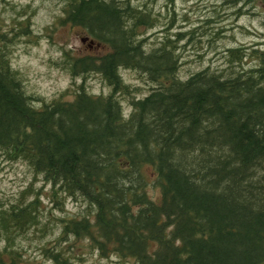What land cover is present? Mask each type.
<instances>
[{"label": "trees", "instance_id": "trees-1", "mask_svg": "<svg viewBox=\"0 0 264 264\" xmlns=\"http://www.w3.org/2000/svg\"><path fill=\"white\" fill-rule=\"evenodd\" d=\"M156 1L137 0L134 7L132 0H68L59 23L81 27L89 45L104 49L76 53L62 46L55 62L73 79L68 95L58 94L51 104L24 95V79L8 59L17 31L0 30V159L26 162L35 179L50 185L54 207L63 209L67 198L83 204L77 213L51 215L61 234L43 240L41 260L15 243V233L26 236L41 222L40 189L33 199L0 208L7 240L0 264H77L97 250L129 264L264 263V47L228 46L224 66L207 64L183 75L181 40L188 32L199 41L206 26L149 41L141 27L158 19ZM237 1L221 0L215 17L204 20L215 21L221 7ZM242 1L264 7V0ZM233 12L249 11L238 6ZM17 27L30 32L28 19ZM210 29L213 37L218 29ZM254 62L258 66L249 67ZM118 68L149 85L142 91ZM91 72L108 90L89 94ZM124 98L133 109L127 121ZM34 100L43 107H28Z\"/></svg>", "mask_w": 264, "mask_h": 264}, {"label": "rangeland", "instance_id": "rangeland-1", "mask_svg": "<svg viewBox=\"0 0 264 264\" xmlns=\"http://www.w3.org/2000/svg\"><path fill=\"white\" fill-rule=\"evenodd\" d=\"M34 2V0H33ZM242 0H238L237 3L231 6H223L218 11L220 16L215 21H206V17L214 16V7H217L220 3L216 0H181L180 5H177L176 0L171 4L165 0L163 4L159 3V0L153 3V12L158 15L155 24L152 27L144 28V34L148 36V40L157 41L156 39L161 38L164 33H173L176 30L190 31L194 26H199V31L201 34H197L200 37L199 41H193L190 39L188 32L185 35V39L182 42V60L185 62L182 64L181 74L186 75L188 71H192L201 68L207 64L211 67H222L225 64L224 51L228 46H235L238 44H251L256 43L255 46L264 47V33H260L256 28L251 25L252 19H257L264 16L263 4L256 3L254 8L251 6H243ZM60 0H40V3L36 8L33 5L27 4L24 6H18L15 3H11L10 0H0V30L11 34L13 30H16L14 37L10 41V57L17 50V45H23V54L33 58H37L40 61V65L47 69L46 73H37L46 76L48 79H52V73L55 71L59 74L67 75L71 78V73L67 72L65 69L61 68L55 61L58 59H53L56 52L61 53L62 46H69L76 53H86V52H99L104 49L103 46L93 44H88V39L82 40V37L86 35L85 31L77 26L59 23V15H56L57 9L61 11L59 5ZM238 6L242 7V10H248L249 12L241 13L240 15H235L233 12ZM259 8V11H254V9ZM215 11V12H214ZM39 13V14H38ZM8 14V20L6 21L3 17ZM242 16L248 17L247 26L245 24L238 23ZM26 19L29 20L30 32L28 34L22 33L20 28L17 27L18 20L25 22ZM51 21V23H48ZM212 23V27L208 25ZM260 26L264 27V19H260ZM203 24V25H202ZM33 26H35L36 31H33ZM219 26V28H218ZM14 28L10 31V29ZM210 28L218 31L213 34L206 33V31L211 30ZM155 29V30H153ZM46 41L47 46H43L41 41ZM185 47V48H184ZM38 49L39 51L33 54L32 49ZM41 53L44 55L42 56ZM44 56L47 59H44ZM19 59V57H16ZM248 63H251L250 61ZM123 77L135 85L148 86L146 81L139 78L133 71L129 69H122ZM19 72V71H18ZM24 82L27 77L19 72ZM57 79L59 76L56 77ZM86 84L88 89L92 92L94 90L106 91L108 90L107 85L104 84L101 77L94 72L89 73L86 78ZM142 85V91L144 89ZM139 87L137 86V90ZM70 86L63 92L59 94L68 95ZM139 94V91H135ZM122 104H128L127 98L122 99ZM145 171L150 173V167L145 166ZM0 184L5 185V190L0 191V208L7 207L10 204H16L18 199L26 201L33 196L35 197L36 189H40L39 196V210L42 211L41 222L38 223L33 231H30L26 236L21 233H15L16 240L21 244H26L28 257L30 259L36 258L41 260V256L38 253L41 245L44 243L43 240L47 239L49 236H54L55 232L59 230L58 224L54 223L52 219V214L59 213V215L74 214L82 209L83 204L75 202V200L67 198L63 209L53 206V202L49 198V184L46 183L42 185L43 181L38 176L34 178L33 171L27 165L26 162L21 160H7L0 159ZM150 175V174H149ZM31 187L30 191H25ZM149 190L153 191V188L149 186ZM33 197V198H34ZM32 198V199H33ZM43 198V199H42ZM21 201V200H20ZM46 201V202H45ZM71 203L76 211H71L67 205ZM51 211V212H48ZM2 209H0V212ZM49 219V220H47ZM44 221H48L47 225H43ZM4 229L0 225V238H4ZM24 247V246H23ZM81 244L75 249L79 251L81 249ZM111 256H97L96 252L87 253L81 261H77V264H101V261L107 260L108 264H116V262L111 261ZM31 261V260H29ZM28 262V261H27ZM22 264H28L23 261ZM118 264H129L125 260L119 258ZM264 264V263H262Z\"/></svg>", "mask_w": 264, "mask_h": 264}, {"label": "clouds", "instance_id": "clouds-1", "mask_svg": "<svg viewBox=\"0 0 264 264\" xmlns=\"http://www.w3.org/2000/svg\"><path fill=\"white\" fill-rule=\"evenodd\" d=\"M11 3H15L18 6H24L27 4H32L34 8L37 7V5L40 3V0H10ZM165 2V0H159L160 4H163ZM217 3H220L221 0H216ZM68 3V0H64L63 3H61L59 5L60 8L66 7ZM103 3L105 4H110L111 0H103ZM133 6L135 7L137 4V0H132ZM177 5H180L181 0H176ZM2 7V6H0ZM254 11H259V8L254 9ZM39 14V13H38ZM56 15L59 16H63L64 14L62 12L59 11V9H57ZM6 21L8 20V14H5V16L3 17ZM248 17L246 16H242L240 21L238 23L241 24H245V26H247V21H248ZM260 19H264V16L257 18V19H252L251 20V25L256 28L260 33H264V27L260 26ZM48 23H51V21H48ZM131 24V21H129L128 25L125 26V30H127V27ZM155 30V29H153ZM5 31H7V29H5ZM33 31L35 32V26H33ZM41 44L43 46H47V42L46 41H41ZM17 50L16 52L13 53V55L11 57H9V68L12 72H21L23 73L26 77L27 80L23 83V91H24V95L25 96H37V97H41L43 98V100L49 104L52 103L53 99L58 97V94L60 92L65 91L66 89L69 88L70 84H71V78L67 75H63V74H59L57 72H53L52 73V79H48L46 76L44 75H40L39 77L37 76V73L43 74L47 72V69L45 67H42L40 65V61L37 58H33L30 56H26L23 54V45H17ZM144 52L145 54H149L150 49L148 48V46L146 45L144 47ZM264 50V49H262ZM38 49L33 48L32 52L33 54H35L36 52H38ZM41 55L43 56L44 54L41 53ZM62 55V53L60 52H56L55 55L53 56V59L59 58ZM16 57H19V59H17ZM44 59H47L46 56H44ZM258 65L254 62L253 64H250L249 67H257ZM118 74H123V70L118 68ZM59 76V78L57 79L56 77ZM181 82H186L187 77L186 76H181L180 77ZM79 79H77V83H79ZM90 95H99V91L98 90H94L93 92L89 93ZM147 93H144L142 95L137 96L138 100H142L146 97ZM28 107L35 109V110H39L43 107V104L39 101H31L28 103L27 105ZM133 109L124 104L122 105V112H121V116L122 119L124 121H127L131 118ZM0 176H2V174H0ZM124 186L126 187L128 185V181H123ZM5 190V185L0 184V191H4ZM43 199V198H42ZM46 202V201H45ZM67 207L71 210V211H76V209L72 206L71 203H69L67 205ZM86 207V205H85ZM134 212L137 211L136 209L133 210ZM59 215V213H57ZM61 234V230H57L54 234V236H49L47 237V239H54L56 237H59ZM71 239H75L74 236L70 237ZM17 243H21V242H17ZM177 245L180 244V241L177 240L176 241ZM7 245V240L4 238H0V252H2L4 250V248ZM24 247H27L26 244L23 245ZM15 250H19V248H16ZM98 250L96 252V255L98 256ZM25 259L27 257H24ZM42 259V257H41ZM111 261L116 262V264H118V260L119 257L116 256L115 254L111 255L110 257ZM46 264H54V261H52L51 259H48L46 261ZM101 264H108L107 260L101 261Z\"/></svg>", "mask_w": 264, "mask_h": 264}, {"label": "water", "instance_id": "water-1", "mask_svg": "<svg viewBox=\"0 0 264 264\" xmlns=\"http://www.w3.org/2000/svg\"><path fill=\"white\" fill-rule=\"evenodd\" d=\"M87 38H88L87 36H83V37H82V40H85V39H87ZM89 42L91 43L92 40H89Z\"/></svg>", "mask_w": 264, "mask_h": 264}]
</instances>
